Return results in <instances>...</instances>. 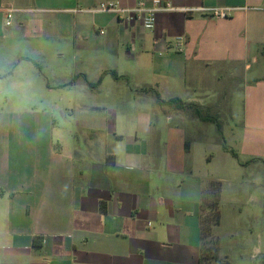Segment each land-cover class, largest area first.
Segmentation results:
<instances>
[{
	"label": "crops",
	"instance_id": "crops-1",
	"mask_svg": "<svg viewBox=\"0 0 264 264\" xmlns=\"http://www.w3.org/2000/svg\"><path fill=\"white\" fill-rule=\"evenodd\" d=\"M108 1L138 3L0 0V45L17 47L8 79L23 91L11 103L24 107L0 111V264H201L212 182L220 256L264 264V179L235 178L264 175V0H168L154 30L94 11ZM223 8L234 10L213 15ZM7 9L23 35H5ZM28 26L40 33L27 37ZM68 48L73 67L47 64ZM223 78L245 105L235 161L220 145L197 146L215 114L188 110L176 118L191 126L173 125L176 100L207 107L176 87Z\"/></svg>",
	"mask_w": 264,
	"mask_h": 264
},
{
	"label": "rangeland",
	"instance_id": "rangeland-1",
	"mask_svg": "<svg viewBox=\"0 0 264 264\" xmlns=\"http://www.w3.org/2000/svg\"><path fill=\"white\" fill-rule=\"evenodd\" d=\"M65 17V16H64ZM32 18V17H31ZM66 18V17H65ZM21 16L17 14H13V17L11 19L12 26L9 28L5 27V35L7 37L11 36L13 33V29L17 31V35H23L24 31L23 29L19 26V23L21 22ZM51 25L47 24L44 26V30L46 34L50 35L52 33ZM29 31L25 34L27 37H35V34L40 33V29L37 27H29ZM24 35V36H25ZM23 36V37H24ZM14 50H17V47L15 48H9L6 44H1L0 45V76H3L2 83H0V111L4 110H19L24 107L17 106L11 103L13 100L19 101L22 98L23 91H15L12 88L11 82L8 79L9 74H7L9 71L13 69L14 66H10V62L13 60V54ZM19 50H26L19 48ZM65 54L67 57L62 58V61H54L51 59V61H48V65H51V68L59 67L57 65H61L63 68H68V67H73L74 65L72 64V57L68 56V52L70 51V48L65 49ZM223 83L220 87L219 82L215 81H209L205 84V86H201L197 88V91L194 92V90H186L184 88H178L176 87V94H180L181 96H190V97H195L199 100H203L204 103L207 104V107L200 108L198 107V104H195V106L192 107H187L184 103H180L179 100H176L174 107H175V115L173 116L174 122L173 125H181L184 124L183 126H191L190 120H184V122H178L177 123V118L176 117H186V113L188 114V110H191L192 112L196 113L199 117L203 115L202 111L208 114L212 115L215 114L217 121V126L216 122L213 121V123H210L214 129L211 128L207 124L206 127H208V132H207V137L198 142L197 146L199 147H206L210 148L211 146H222L225 149L228 148L230 149L233 153H238L237 151V139L233 138L231 135V131L234 132V136L237 137L238 135L242 134V129H243V122H244V111H245V105L243 103V99L241 96V91H238L237 96L235 95V91L232 90V88H229L233 84L232 81L223 78ZM1 81V80H0ZM223 86V87H222ZM55 93H58L56 91ZM228 95L230 96L229 99H227ZM227 96V97H226ZM210 103H214L213 108L216 109V113L212 112L211 107L208 106ZM116 106H106L105 107V114H107L108 109H116ZM230 108L232 109V113L230 112ZM211 109V110H210ZM184 113V114H183ZM212 113V114H211ZM67 114V113H66ZM69 116V115H68ZM67 116V117H68ZM176 118V119H175ZM203 119V117H201ZM61 120V117H60ZM66 124V122H64ZM26 125V123L24 124ZM197 125L203 126V123L197 122ZM216 127V128H215ZM163 128H166V123H164ZM223 128V129H222ZM25 129V128H23ZM28 129V128H27ZM30 129V128H29ZM218 129V130H217ZM222 136H221V135ZM226 149V150H228ZM230 157L233 161H235L236 157L229 151ZM213 154L214 158H218V154L216 153H211L210 156ZM216 161V160H215ZM251 171V170H250ZM255 175H252L249 172H244L243 174L237 175L238 180H257V179H264L263 173L254 170ZM226 176V175H225ZM229 179V177H225ZM226 187L228 185V181L224 184ZM262 189L259 186H253V193L258 194L259 190ZM241 190V186H240Z\"/></svg>",
	"mask_w": 264,
	"mask_h": 264
},
{
	"label": "built area",
	"instance_id": "built-area-1",
	"mask_svg": "<svg viewBox=\"0 0 264 264\" xmlns=\"http://www.w3.org/2000/svg\"><path fill=\"white\" fill-rule=\"evenodd\" d=\"M174 8L168 0H138V3L133 8H123L119 1H108L101 3L95 12L114 13L122 22H138L143 29L154 30L157 24V16L161 12L172 11ZM234 9L223 8L212 10L213 15L217 18H226L231 15ZM7 26H10L14 11L6 10ZM103 33V32H101ZM183 39L177 40V52L183 50Z\"/></svg>",
	"mask_w": 264,
	"mask_h": 264
},
{
	"label": "trees",
	"instance_id": "trees-1",
	"mask_svg": "<svg viewBox=\"0 0 264 264\" xmlns=\"http://www.w3.org/2000/svg\"><path fill=\"white\" fill-rule=\"evenodd\" d=\"M176 102V101H175ZM228 149V148H226ZM230 152L237 157V153ZM208 213L202 222V246L200 251L201 264H229L226 257H221L219 242L214 235L215 228L221 221V184L212 182L205 202ZM37 244V241H36Z\"/></svg>",
	"mask_w": 264,
	"mask_h": 264
}]
</instances>
